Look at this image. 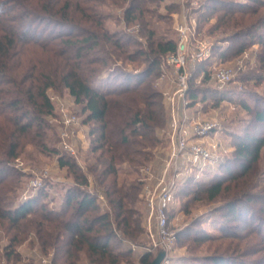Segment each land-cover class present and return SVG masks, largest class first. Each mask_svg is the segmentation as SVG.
I'll use <instances>...</instances> for the list:
<instances>
[{
	"label": "trees",
	"instance_id": "16d2710c",
	"mask_svg": "<svg viewBox=\"0 0 264 264\" xmlns=\"http://www.w3.org/2000/svg\"><path fill=\"white\" fill-rule=\"evenodd\" d=\"M128 1L125 20L140 22L148 46L145 49H131L129 35L105 27V16L98 6L106 0H0V229L9 236L7 257L14 254L12 249L22 241V235L31 230L40 238L43 251L53 250L54 264H77L82 249L98 263L120 264L131 256L132 245L144 248L142 264H150L154 257L147 250L149 244L139 242L145 229L142 212L133 204L135 191L140 193L142 189L141 182L137 186L120 184L116 164L124 160L140 162L134 157L135 153L142 154L136 146L154 145L157 140L154 133L165 122L166 107L161 92L148 79L158 74L169 54L176 52L177 38L155 41L151 11L141 6L144 0ZM262 7L264 0H205L196 11L198 29L201 31L214 17L206 28L209 35L219 29L222 33L236 29L228 39L244 36L260 43L264 61V32L245 27L248 23L256 25L253 16ZM260 25L264 27V20ZM247 44L242 40L235 49L232 44L224 49L213 44L212 55L198 62L189 78L190 107L215 91L208 84L213 63H225L230 55L243 52ZM29 51L33 54L26 55ZM140 56L146 64L134 71L113 67L109 62L114 58L136 61ZM58 87L67 89L81 106L83 122L91 125L92 152H99L91 169L100 183H106L109 210L94 216L87 213L100 208L99 195L83 188L89 183L88 176L78 172L76 164L64 156L61 165L72 170L76 183L65 189L61 208L43 205L38 209L39 198L17 203L13 198L17 180L8 177H17L18 170L12 161L21 153L27 136H39L38 143H44L46 117L54 114L47 91ZM244 105L264 123V104ZM263 147L264 134L247 132L234 143L232 155L217 162L220 170L216 178L205 181L192 175L181 183L176 195L202 194L209 200L226 197L215 212L222 222V235L214 237L200 229L203 234L191 236L196 245L241 239L242 256L264 252V184L254 190ZM123 243L127 247H121ZM221 248L227 252L229 245L215 246V250ZM232 250L239 251L236 246ZM189 263L250 264L235 254L216 253L193 256Z\"/></svg>",
	"mask_w": 264,
	"mask_h": 264
},
{
	"label": "rangeland",
	"instance_id": "374dc122",
	"mask_svg": "<svg viewBox=\"0 0 264 264\" xmlns=\"http://www.w3.org/2000/svg\"><path fill=\"white\" fill-rule=\"evenodd\" d=\"M195 1H198L196 4ZM205 0H187V9L189 13H194ZM186 3V2H185ZM182 0H144L143 8L151 11L150 27L154 31L153 39L167 40L169 38H177L175 24L177 18L181 17L183 12ZM94 4V3H91ZM95 5V4H94ZM129 6L128 0H106L104 4L98 6L99 11L105 16V27L111 32L127 34L132 38L130 48L146 47V37L143 33L140 22L133 21L128 23L125 20V10ZM239 12V11H237ZM178 15L179 17H175ZM180 19V18H179ZM256 25L248 23L245 27L255 30L254 32H264V27L261 22L264 20V7L260 8L258 13L253 16ZM213 17L201 31L206 35L211 42L221 48H228L231 44L235 49L242 40H247L246 49L240 54L230 55L225 64L235 68V76L231 82L223 87L218 84L208 83L211 89L215 90L211 95H208L205 101H201L192 107V110H201L202 114L208 120L216 122L218 125L217 139L221 143L219 150V159L217 162L226 156H231L234 143L238 137L251 132L256 135L264 134V123L258 122L254 113H251L245 108V103L250 105L261 106L264 104V61L260 58L262 46L260 43L254 42L250 38L240 37L228 39L227 36L234 32L230 30L222 33V29L217 30L213 35H209L206 31L207 26L214 22ZM137 23V24H136ZM260 25V26H259ZM244 38V39H243ZM231 52H234L233 49ZM230 52V53H231ZM33 54L29 51L26 55ZM34 54H40L35 51ZM140 56L136 61H124L114 58V61H109L113 67H120L122 70L134 71L145 66L146 61ZM151 81L154 88L161 92L165 103V122L162 127H159L154 135L156 141L154 145H137L136 148L141 150L142 154L135 153L134 157L140 162H130L128 160L118 161L116 164V176L120 184L125 183L126 186L132 184L137 186L141 182L142 189L140 193L135 191V203L133 207L142 212V226L145 232L139 238V242L149 244L147 237L146 215L147 204L142 196L144 178L146 177L145 169L150 167L154 174L160 175L165 166L166 160L169 158L172 130L170 127L171 121V103L169 95L175 93L177 85V74L171 65L167 63V58L163 60L161 70L158 74L148 79ZM205 85H200V88ZM48 95L55 97L51 100L54 104V114L46 117L47 123L42 130L43 144H39L37 140L41 137L33 138V135L27 136L21 147V153L12 161V165L18 170L17 177H8L17 180L16 193L13 194L15 202H24L30 198H39L36 208H41L45 205L47 208H61L65 189L76 183L75 176L67 166L61 165V157L70 160L76 164L77 171L85 173L89 178V183L83 185V188L93 194H98V203L100 208L87 213L94 216L97 212L109 210V201L105 195L104 188L106 183H100L97 173L93 172L91 167L96 162L95 156L97 153L92 152V138L90 137V124L84 123V115L81 106L76 104L73 96L67 89L63 87L49 88ZM201 95V94H200ZM62 104L70 112L77 114L82 119V123L76 129V136L72 137L71 141L75 143V152H68L63 145L61 135L62 122ZM214 163L203 173H198L197 170L188 167L183 172L184 178L181 183H185V178L195 175L197 179L209 181L211 178H216L217 171L220 170L218 163ZM258 173L255 178L254 185L258 189L259 185L264 184V147L261 150L260 159L257 164ZM101 168V167H100ZM22 173V174H19ZM10 176V175H9ZM112 178V177H111ZM38 182V186L33 183ZM192 188H196L195 186ZM187 193V192H185ZM226 197L222 195L213 200L207 199L202 194H184L178 193L175 198L173 207L172 227L180 233V237L176 240L172 251V264H191L189 260L193 256H209L211 254H235L240 261L246 260L250 264H264V252L256 253L255 255L242 256L241 251L244 249V243L240 240H219L207 241L201 246L192 242L193 234H203L206 231L214 237L222 235V222L215 215L216 209L219 208ZM201 229V231H200ZM22 241L14 246V254L7 257L6 253L9 249V236H6L0 229V264H54L52 262L53 250L47 252L42 250L41 241L35 231L31 230L22 235ZM225 244L228 246V251L224 249L215 250V246ZM242 244V245H241ZM236 246L237 251L232 248ZM121 247H127L123 243ZM231 247V251L229 250ZM233 251V252H232ZM144 248L141 246L132 245V254L130 257L123 259L120 264H142L140 261ZM155 257V254L153 253ZM153 257V258H154ZM61 264V262L56 263ZM77 264H108L106 262L98 263L89 258L85 249L79 251Z\"/></svg>",
	"mask_w": 264,
	"mask_h": 264
},
{
	"label": "built area",
	"instance_id": "2783aa9c",
	"mask_svg": "<svg viewBox=\"0 0 264 264\" xmlns=\"http://www.w3.org/2000/svg\"><path fill=\"white\" fill-rule=\"evenodd\" d=\"M181 17L176 15L177 50L167 57V63L174 67L177 74V89L169 95L171 103L172 130L169 158L160 175H155L150 167L145 169L146 177L142 196L147 204L146 227L149 247L147 250L155 255L166 251L161 264H172V251L177 240V231L172 227V212L176 193L184 178L185 168L191 167L198 173H203L219 159L221 143L217 139L218 125L208 120L201 110L194 111L189 106L187 90L189 78L198 62L212 55L213 43L198 29L197 17L189 13L187 0H182ZM197 4L198 1H195ZM235 68L225 63L214 62L210 67L209 82L220 87L231 82L235 76ZM50 97V96H49ZM54 100L55 97H50ZM63 127L61 135L64 148L75 152V143L71 141L76 136V129L82 123L77 114L67 110L62 104ZM38 186V182L33 183Z\"/></svg>",
	"mask_w": 264,
	"mask_h": 264
},
{
	"label": "water",
	"instance_id": "95a60500",
	"mask_svg": "<svg viewBox=\"0 0 264 264\" xmlns=\"http://www.w3.org/2000/svg\"><path fill=\"white\" fill-rule=\"evenodd\" d=\"M165 256H166V251H164V250L159 251L155 255V257L152 259L150 264H161L163 259L165 258Z\"/></svg>",
	"mask_w": 264,
	"mask_h": 264
}]
</instances>
